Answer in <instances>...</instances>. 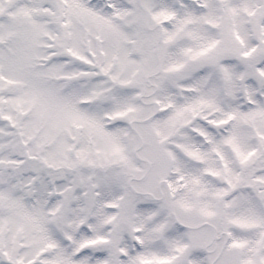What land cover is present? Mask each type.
<instances>
[{
	"label": "snow or ice",
	"instance_id": "snow-or-ice-1",
	"mask_svg": "<svg viewBox=\"0 0 264 264\" xmlns=\"http://www.w3.org/2000/svg\"><path fill=\"white\" fill-rule=\"evenodd\" d=\"M0 264H264V0H0Z\"/></svg>",
	"mask_w": 264,
	"mask_h": 264
}]
</instances>
